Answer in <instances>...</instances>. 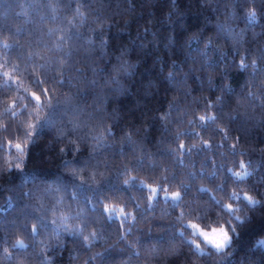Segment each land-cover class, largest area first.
Here are the masks:
<instances>
[{
	"label": "trees",
	"instance_id": "trees-1",
	"mask_svg": "<svg viewBox=\"0 0 264 264\" xmlns=\"http://www.w3.org/2000/svg\"><path fill=\"white\" fill-rule=\"evenodd\" d=\"M178 2L182 6L169 16L172 9L167 0H132V6L127 0H62L61 3L57 0H0V30H3L0 34V114L9 105L14 106V102L19 103L15 111L25 108L26 101L20 97L35 90L33 81L43 78L39 65L49 63L53 69L48 72L49 76H55L57 80L72 79L73 83H76L79 74L92 79L90 68H103L100 85L90 89L84 98L85 107L92 112L91 105L97 97L109 96L111 101L107 112L112 114L114 109L118 116V119H113L112 115L101 114L103 123H100V116L88 121L85 113L81 119L87 124L86 131L82 128L80 132L62 139L56 129L41 124L28 153L21 154L14 145L23 143L25 133L30 131L27 124H35L38 119L44 118L46 109L37 112L34 107H28L25 115L15 118L0 115V220L4 221L0 224V237L5 241L0 244V250L8 247L14 251L15 259L11 264H264V250L258 251L254 247L258 241L264 240V205L250 210L243 206V201L228 199L236 192L264 201V183L260 182V177L264 176V94L261 93L264 72L256 71L253 81L252 67L243 73L231 66L233 58L238 65L247 53V62L251 65L264 53V0ZM77 8L86 17V23L82 24L79 18H74ZM253 10L257 12L256 23L248 25L242 17ZM218 26H223L224 34L219 33ZM145 29L149 30L147 34ZM73 31L83 36L84 40L97 36L110 37V56L98 60V52H88L86 44L84 50H80L83 41L75 40L65 42L62 51L59 50L61 38ZM174 33L176 49L173 53L165 52L163 44ZM153 34L161 43L159 48L153 46ZM209 41V59L219 60V53H226L228 58L220 63L219 68L214 62L215 70L205 75H210L221 86L230 84L235 89L237 95L225 113L238 118L232 121L226 115L213 128L201 133L199 128H189L191 114L184 117L182 123L180 117L189 104L196 109L193 100L201 97L205 101L208 99L210 94L206 86L191 91L185 99L183 93L197 88V85L189 79L172 90L165 83V77L173 71V61L182 68L176 73L177 79L189 68L196 69L193 76L203 75L198 65L191 61L181 62L185 55L198 57L199 53L195 50L199 48L203 51ZM5 42L18 47L5 50L2 48ZM96 42L99 43L98 40ZM121 47L129 49L130 62L139 61V66L132 76L120 77L127 92L117 97L112 91L115 85L106 84L105 80L116 76L113 67ZM237 51L239 55H236ZM69 52H75L72 70L61 77L60 61L64 53ZM157 56L164 58L163 71L154 62ZM124 59L129 60V57ZM258 66L264 68V60H259ZM221 72L229 73L222 81ZM9 80L12 81L11 89L7 86ZM41 87L52 88L56 99H63L68 94V86L59 87L55 80ZM80 87L83 88V85ZM248 92L254 93L256 99L244 98ZM219 94L217 91L216 95ZM174 100L183 103L180 104V112L172 113L175 122L171 123L170 134L165 136L163 126L168 122L162 119L164 112L161 109L167 111L169 103ZM203 112L202 102L197 115ZM51 114L56 118L57 127L67 125L69 117L62 109L53 108ZM108 129L115 133L114 139L105 135ZM184 131H194L197 137L188 139L180 136L173 141L176 133ZM81 135L88 139L80 140ZM92 136L103 137L104 143L112 147L100 149L99 155L90 156L95 144ZM125 137H130L133 143L125 144ZM202 140H208L214 146L211 151L199 155L193 152L185 157L178 150L181 142L191 147ZM9 144L13 146L9 147ZM122 145L123 155L120 153ZM169 151L174 154L166 155ZM139 160L144 162L142 168L137 166ZM180 160L184 163L180 164ZM241 161L246 165L251 162L252 168L248 171L256 169L254 178L239 185L228 180L224 191H216V186L225 179L216 166L235 172L241 170ZM85 162L91 166L82 167ZM118 169L122 173L117 181ZM213 171H216V179L210 180ZM172 176H175L174 180ZM104 178L116 182L119 190L101 188ZM130 178L136 180L138 187H120L124 180ZM81 181L85 183L83 190L76 188ZM182 182L189 186V190L179 207H171L170 202L164 200V191H161L154 209L147 208V196L151 194L148 186L167 189L171 193L182 191L179 187ZM62 185L67 188L66 191ZM140 185L143 186L142 191ZM48 187L51 191L46 193L45 188ZM88 187L100 190L93 193ZM200 188L207 189V192H199ZM30 190L33 193L31 199L24 195ZM86 194L93 200L92 204L82 202ZM209 197H215L221 204L232 203L233 208L241 209L235 215L244 217L245 222L232 223L231 218ZM137 204L140 205L139 210L134 207ZM105 205L117 210L123 208L125 213H131L137 219L133 221L130 216L122 222L120 216H114L108 220V214L103 212ZM25 212L40 216L49 224V228L41 229V234L34 240L30 233L36 221L31 217L25 218ZM181 213L184 216L178 220ZM61 216L69 218L65 221L68 229L82 231L83 235H73L71 231H64L62 226L53 233L52 228L57 225H53L52 221ZM189 221L203 228L226 225L227 222L226 226L236 229L231 246L223 253H217L215 250L209 252L211 247L203 245L199 251H203L205 256L201 258L194 251L195 245L189 247L188 242L197 238L192 235V229L185 231L183 239L176 235ZM85 222L88 227L81 228ZM13 223L17 227L10 228ZM22 227L27 228L28 235L20 230ZM129 228L131 231H128ZM93 231L99 234L97 238L90 244L84 242L83 237ZM120 235L124 237L122 240L118 239ZM18 239L23 240L27 247L12 250L11 245Z\"/></svg>",
	"mask_w": 264,
	"mask_h": 264
},
{
	"label": "snow or ice",
	"instance_id": "snow-or-ice-1",
	"mask_svg": "<svg viewBox=\"0 0 264 264\" xmlns=\"http://www.w3.org/2000/svg\"><path fill=\"white\" fill-rule=\"evenodd\" d=\"M62 0H57V3H61ZM127 2L132 6V0H127ZM235 2V0H234ZM247 2V0H246ZM167 3L170 5L172 11L169 13V16L175 13L176 9L179 6H182L179 4L178 0H167ZM264 15V13H262ZM74 18H79L81 23H86V17L81 12L80 8H77L75 10ZM245 20V23L248 25H253L256 23L257 20V12L256 10L247 12L242 17ZM219 27V33L224 34L225 30L223 26ZM19 31V29H17ZM148 29H145V33H148ZM0 34H3V30H0ZM51 31L49 32V35H51ZM154 36V47L159 48L161 46V43L158 38ZM83 41V44L81 45L80 50H84V45H87V51L88 52H98V60H102L105 57H109V41L110 37L101 38L100 36L93 38H88L87 40H84V37L81 36L78 32L73 31L71 35H66L61 38L59 41L60 49L62 51V46L67 41ZM99 41L97 43L96 41ZM191 44V41L188 42ZM177 46V40H176V33H174L172 36L167 38V43L163 44V48L165 52L173 53ZM18 45L14 43H3L2 48L5 50L15 49ZM211 47V41H209L208 44L205 45V48L203 51H201L199 48H197L195 51L199 53V56L196 58L189 57L188 55H185L184 61L181 63L185 64L191 61L192 64L198 65V70L203 73V75L200 76H193L192 73L196 69L189 68L188 71L184 72L183 75L177 79L176 73L181 72L182 68L180 64H177L176 61L172 62V68L173 71L169 72L168 75L165 77V83L170 89H175L179 85L185 84L186 81L191 79L192 83L194 85H197V88L191 89L189 92H184L183 96L185 99H187L188 95L191 91H197L199 89L205 88L209 92V97L205 101L204 98H199L196 100H193L192 103L196 105V109H192L191 104L188 105V107L183 111L182 116L180 117V122H183V118L191 114L192 119L188 120V126L189 128L196 127L199 128L201 133L206 132L208 129L213 128L214 125L218 121H221L225 118L227 115L225 113V109L228 108L233 100V97L237 95L235 89L230 84H223L221 86L220 83H216L213 78L210 75H205L206 73H210L211 71H214L213 68L214 62L216 63V67L219 68L220 63L227 60V54L226 53H219V60L217 59H209L208 56V50ZM190 53V52H189ZM236 55H239V52H236ZM74 56L75 52H69L64 53L63 60L60 61V72L61 77H63V74L71 71V65L74 63ZM128 56L129 60H125L124 57ZM248 54L246 53L244 57L241 58L239 64H236L235 58H233L232 61V67L238 68L239 71L243 73H247L249 67L253 68V73L251 74L252 80L255 81V72H264V68H261L258 66L259 60H264V53L260 54L257 57V60H254L251 65L247 62ZM31 59V57H30ZM117 63L113 67V71L116 72V76H112L111 80H105L106 84H114L115 87L112 89L114 93H116L117 97L124 96L127 92V89L124 87V85L121 83L120 77L123 76L125 78L130 77L133 75L134 71L139 66V61H136L135 63L130 62L131 59V53L127 47H121L120 49V55L115 57ZM156 64L160 65V70L163 71L165 67L164 58L161 56H157L154 61ZM39 69L42 72V79H37L33 81V87L35 88L34 91L26 92L21 99L26 101L25 108L21 109L19 112L15 111V108H19V103L14 102L13 105H9L3 114L0 115H10L12 118H15L16 116H23L25 115V112L27 111L28 107H34V109L38 112L41 109H46V115L44 118L38 119L37 123L35 124H27V128L30 129V131H27L25 133V139L23 143H16L14 145V148L18 153L21 154H27L28 149L30 145L33 143V140L35 139V132L38 129V126L43 124L49 128L56 129V132L58 133V136L62 139L70 134H74L77 132H80L83 128L85 131L87 129V124L82 117L85 116V113H87V120L91 121L92 119H95L97 116H100V123H103V115H112L113 119H118V116L115 114V110L113 109L112 114L107 112L108 105L111 101V97L109 96H99L96 99V102L94 105H91L93 111L88 112V109L85 107L86 102L84 98L87 96L88 91L90 89H96L100 85V79L101 74L104 72L103 68L100 67H92L90 68V71L92 72V79H88L87 76H83L82 74H79L76 79V83H73L72 79L65 80L64 78L56 79L55 76H49L48 72L53 70L50 68L49 63L41 64L39 65ZM4 75H8L5 73ZM229 73L227 72H221L220 73V79L221 81L223 78L227 77ZM55 80L56 85L59 87H64L65 85L68 86V94L64 95L63 99H56V92L52 90L50 87H41V85L49 84L50 81ZM12 81L9 80L7 86L9 89H11ZM80 85H83V88L80 87ZM245 87H247V84H245ZM75 89V91H73ZM0 91H2V88H0ZM219 92V95H216V92ZM261 93L264 94V88L261 89ZM240 95L243 97L244 93L241 92ZM246 99H256V95L252 92H248L247 97H244ZM203 102L204 105V112L203 114L197 115V110L200 108L201 103ZM183 103L181 100H174L168 105V110L165 111L164 109H161L162 112H164V115L162 117L163 120L167 121L163 126V133L165 136H168L170 134V126L171 123H174L172 119V113L180 112V104ZM99 105V106H98ZM53 108H60L63 110L64 114L69 117L67 121V125L64 127H57V121L54 115H52V109ZM31 115V113H29ZM227 118L229 120L235 121L238 117L227 115ZM219 131H223V129H219ZM105 135L109 139H114L115 133L108 129L105 132ZM180 136H185L188 139H195L197 137V133L192 131H184V132H178L176 133L175 137L173 138V141L175 139H178ZM80 140H86L88 139L87 136L81 135L79 137ZM92 140L95 141V144L92 148V153H90V156L93 154L99 155L100 149H107L111 148L112 145H108L104 143V139L101 136H92ZM227 139V137H225ZM124 143L131 145L133 142L130 139V137L124 138ZM13 145L9 144V147H12ZM214 146L208 141V140H202L198 145L193 144L191 147H186L184 142L179 143L178 150L180 153L187 157L191 153L195 152L197 155H199L201 152L204 151H211ZM121 155H123V145L120 150ZM168 156H172L174 154L173 151H169L165 153ZM21 163L23 161H20ZM67 163V162H66ZM143 160L137 161L138 167H143ZM180 164H183L184 161L180 160ZM19 166V164L17 165ZM91 166L89 162H85L82 167H88ZM264 166V165H262ZM219 168V170L224 174V182L220 185L216 186V191H224L226 188V184L228 180H231L233 183L239 185L240 183H243L251 178H254L256 175V169H252V171H248V169L252 168L251 162H249L247 165L241 161L239 168L240 171H232L231 169L225 170L223 166H216ZM117 177L116 180L119 179V174L122 173V170H117ZM73 178L75 176V173L73 172ZM171 179H175V176H172ZM210 180L216 179V171H213L211 173V176L209 177ZM260 182L264 183V176L260 177ZM64 187V190L66 191L67 188ZM101 188H115L119 190L117 187V183L113 180H110L108 178H104L101 180L100 184ZM124 189L136 188L138 187L137 182L134 178H130L127 180H124L123 185L120 186ZM141 191L143 190V186H139ZM179 187L182 189V191H173L170 194L168 193L167 189L159 188V187H152L148 186V192L151 194L147 196V208L148 209H154V206L156 203L159 202L160 192L164 191L165 196L164 200L166 202H170L171 207L176 208L181 205V201L183 199V196H186L189 190V186L187 184H184L183 182L179 185ZM77 189L83 190L85 188V183L81 181L80 184L76 185ZM89 190L93 193L99 192L100 189L98 188H91L88 187ZM51 188H45V192H50ZM199 192L206 193L207 189L200 188ZM25 196L29 197V199L32 198L33 193L30 190L27 193H24ZM78 196V195H77ZM210 201L214 203L221 211L225 214H227L230 218L232 223L234 224H243L245 222L244 217L235 215L237 211H241V209L233 208L232 203L228 204H221L220 201L216 200L215 197H209ZM229 201H243V206L247 207L250 210H255L258 206L264 205V201H261L259 199H254L248 194H244L243 196L237 194L236 192H233L230 196H228ZM82 202L85 204H92L93 200L89 199L88 195L86 194ZM135 209L139 210L140 205L137 204L134 206ZM103 212L107 213V219L112 220L114 216H120L122 222L127 221L129 217L131 216L132 220L135 221L137 219L136 216H132L131 213H125V209L121 208L119 210L110 207L109 205H105L103 208ZM79 215V214H78ZM143 215V213H141ZM25 218L31 217L36 221L35 224H33L31 229V238L34 240L37 235L41 234V229H47L49 228V224L46 220L42 219L40 216L33 215L30 212L24 213ZM184 216V213H181L177 219H182ZM68 217L61 216L55 220L52 221L53 225H57V227L52 228V232L56 233L59 231V227H63L64 231H71L73 235L80 236L83 235L82 231H77L76 229H68L67 225L65 224V221L68 220ZM4 221L0 220V224H3ZM227 225V222H226ZM221 225L220 227H213L210 230H205L201 228V226L197 223H193L189 221L187 224L182 225L183 230L180 232H177L176 235L183 239L185 231L187 229H192V235L196 236L197 238H202V241L206 244L211 245V249H209V252H212V250H215L217 253H223L225 249L231 246L233 241V234L236 233L235 227ZM123 227V223L121 225ZM17 227L16 224H11L10 228ZM88 224L85 222L81 225V228H87ZM25 235H28L27 228L22 227L20 229ZM128 231H131V228L128 229ZM10 234V231H9ZM99 234L95 231H93L90 235L84 236V242L91 243L93 240L97 238ZM124 237L123 235H120L118 239L122 240ZM5 243L3 237H0V244ZM189 243V247L191 248L192 245H195L194 251L196 254H198L201 258L205 256V253L203 251H199L200 244L196 243V240H193ZM23 240H16L15 243L11 245L12 250H22L26 248ZM256 250H264V240L258 241L256 245H254ZM23 253H21L22 255ZM15 259L14 251H10L8 247H3L2 250H0V264H3V262H8V264H11V262ZM44 264V262H42Z\"/></svg>",
	"mask_w": 264,
	"mask_h": 264
},
{
	"label": "rangeland",
	"instance_id": "rangeland-1",
	"mask_svg": "<svg viewBox=\"0 0 264 264\" xmlns=\"http://www.w3.org/2000/svg\"><path fill=\"white\" fill-rule=\"evenodd\" d=\"M169 193V192H168ZM170 194V193H169ZM162 195H163V197L165 196V192L164 193H162ZM191 222H193V223H196V222H194V221H191ZM221 225H216V226H212V227H210V228H203V227H201V228H203V229H205V230H210L211 228H213V227H220ZM193 231V230H192ZM199 239V241H197ZM193 240H196V243H198V244H200V249L199 250H202V248H203V245H208V246H210V247H212L211 245H209V244H206V243H204L203 241H202V238H194Z\"/></svg>",
	"mask_w": 264,
	"mask_h": 264
}]
</instances>
